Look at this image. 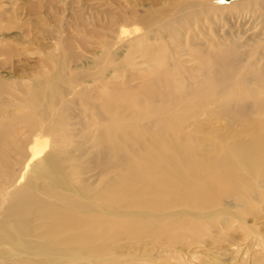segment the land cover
<instances>
[{
  "label": "bare ground",
  "instance_id": "bare-ground-1",
  "mask_svg": "<svg viewBox=\"0 0 264 264\" xmlns=\"http://www.w3.org/2000/svg\"><path fill=\"white\" fill-rule=\"evenodd\" d=\"M133 7L108 8L88 40L55 33L37 78L0 75V264H251V235L264 264V0ZM227 14L252 20L227 30ZM15 52L0 38L1 64ZM138 185L157 194L135 207ZM219 238L230 261L211 251Z\"/></svg>",
  "mask_w": 264,
  "mask_h": 264
},
{
  "label": "rangeland",
  "instance_id": "rangeland-1",
  "mask_svg": "<svg viewBox=\"0 0 264 264\" xmlns=\"http://www.w3.org/2000/svg\"><path fill=\"white\" fill-rule=\"evenodd\" d=\"M112 1L114 4L113 6L109 4V0H1L2 3L0 6V12H6V16L8 17L7 22L9 25L8 28L2 30L0 38H2L5 43L9 42L10 46H13L16 52L6 63L1 64L2 62H0V75H3L6 79L16 81L20 84L29 82L31 78H37L36 76H39L41 73L48 71V69L51 68L49 65L57 56V48L59 45H56L58 37L55 36V33L62 31L69 38H74V36L78 34L79 38L88 40L92 38L95 31L99 30L102 26L100 19L102 16L106 15L108 8L113 9L116 5L121 4V6H126L125 9L129 10L134 5L137 6L138 1L140 0ZM118 1H121L122 3H118ZM136 8L139 9V12L140 10L141 12L145 10L144 7L140 6ZM227 15V19L229 20L228 27L225 26V29L227 30H230L232 25L237 27L243 25L249 26L252 20V17L249 19V16L245 15H239L240 17L238 16L235 18H233L230 14ZM88 17H91L90 21L87 20ZM94 18L96 21L93 22ZM218 30L219 32L222 31L220 27H218ZM119 38L121 40L117 39L114 50L116 48V51L121 52L125 49L127 42L125 41L126 38H124L125 40L121 37ZM63 39V42L65 43L64 36ZM80 49L81 48L77 50ZM94 51L95 48L93 49V52ZM252 116L255 117L256 113H253ZM219 140L228 145H233L237 141L235 138L230 136ZM240 142L245 144L247 141L245 142L240 139ZM215 157L216 156L208 150L198 154V160L200 162L214 160ZM102 172L103 171H100L96 167L91 166L85 173L87 182L92 183L93 186L99 185L102 178ZM147 172L148 169L143 171L142 174L146 175ZM157 177L160 182H163L171 176L165 173L159 174ZM110 180H116L119 187L125 186L128 188L125 172L122 170H119L116 174H114ZM103 186L107 191H121L116 189L114 186L109 185L107 180ZM131 190L133 192V196H129L128 200L135 199V207L136 202H140L145 205L149 198L155 197L157 194L152 187L147 185H138L133 187ZM120 204L122 208L125 205V200L121 201ZM256 215H258L257 223L261 231H263V209L257 210ZM151 237L152 234L148 236V238ZM251 237L252 235L248 236L244 247L248 249L251 264H253V257L255 256L256 258H261L263 257V252L260 251V247L258 245L253 244ZM219 241L221 243L217 240L215 243L211 242L209 244L211 251L214 252L213 246L215 244L218 245L220 250L219 252L222 253L221 257L225 261H230V251L223 253V251L227 248L228 242L224 238H219ZM191 248L192 247H185L182 254L184 256H188L186 250ZM257 249H259V251H257Z\"/></svg>",
  "mask_w": 264,
  "mask_h": 264
}]
</instances>
